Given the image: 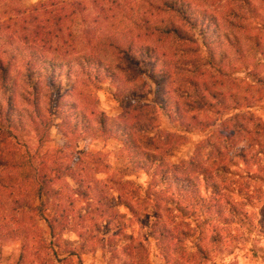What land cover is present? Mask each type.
Instances as JSON below:
<instances>
[{"label":"trees","instance_id":"1","mask_svg":"<svg viewBox=\"0 0 264 264\" xmlns=\"http://www.w3.org/2000/svg\"><path fill=\"white\" fill-rule=\"evenodd\" d=\"M131 1L47 0L26 6L0 0V251L6 242L22 240L16 264H83L82 255L93 251L109 254L110 261L120 255L131 260L122 264H150L143 234L163 264H214L211 249L222 243L220 228L246 215L211 170L193 162L171 165L166 152L141 144L152 146L160 137L154 125L158 112L189 133L205 132L242 107V97L221 89L240 68L221 46L231 45L242 56L239 38L233 42L222 30L223 20L186 0H153L133 16L127 12ZM239 2L238 24L230 25L255 21L262 33L264 15L249 0ZM153 37L172 41L176 54L146 44ZM146 65L155 86L152 105L133 88L127 94L132 102L127 99L122 114L111 118L88 98L102 80L140 73ZM256 79L264 88V78ZM242 117L237 113L221 125L233 121L247 134ZM53 126L67 140L121 142L129 153L125 174L98 180L109 168L99 153L81 152L63 164L61 152L43 151ZM240 158L259 165L264 153ZM137 172L149 176L146 188L125 180ZM27 215L42 222L45 232L29 230ZM70 234L76 242L65 240ZM191 240L194 252L187 245Z\"/></svg>","mask_w":264,"mask_h":264},{"label":"rangeland","instance_id":"2","mask_svg":"<svg viewBox=\"0 0 264 264\" xmlns=\"http://www.w3.org/2000/svg\"><path fill=\"white\" fill-rule=\"evenodd\" d=\"M41 1L47 0H22V3L28 6ZM152 1L132 0L127 12L129 15H136L139 10L147 7L148 2ZM186 1L196 7L213 12L215 16L223 20L222 30L232 35V41H235V36L239 38L240 42L237 43L242 46V56L237 57L235 47L231 45L224 44V46H221L226 51L225 54L228 59L236 62V66L240 67L232 75V80L227 81V84L221 89L238 94L243 98V105L205 132L192 130L186 133L178 123L171 122L165 115L158 112L154 125L157 131H160V137L156 138L154 133H150L149 136L154 137V145L148 146L145 142L141 144L144 149L155 153L166 152L165 161L171 165L188 167L189 163L193 162L195 165L211 170L222 180L223 185L227 186L228 190L232 192L225 193L230 202L236 204L238 210L246 214L242 215L241 220L233 221L234 223L227 228H220L222 243L219 248L211 249L212 263L264 264V158L259 161V165L254 161L246 165L240 158L242 153L249 158L253 157L254 154L264 153V88L257 83L256 79V76L264 78V29L260 33L256 29L257 23L255 21L239 23L242 24L241 28L240 25L237 27L230 25V22L238 24V21L234 18V12L240 10L239 0ZM249 1L264 15V0ZM159 16L161 17V15ZM145 42L157 50L169 53V55L176 54L174 50L177 46L172 44V41L161 42L158 37H153L146 39ZM148 70L149 66L146 65L141 67L140 73L130 71L120 74L114 80L104 79L100 82L98 89L91 90L88 98L96 99L98 110L111 118L119 117L122 114L121 104L126 103L127 99L132 102L131 97L127 94L133 88L143 95L145 94L146 101L144 103L152 105L151 103L155 100L152 95L155 86L146 76ZM201 78L210 80L207 73H203ZM118 94L126 100L121 101ZM75 98L80 103V92L75 94ZM237 113L244 114V117L240 118V122L247 128V134L240 130L242 126H236L233 121L227 123L225 127L221 125L222 121L229 120L231 116ZM250 136L258 138L260 143H254L250 140ZM30 143L35 148L36 141L31 139ZM43 151L61 152L60 158L63 164L74 162L81 152L102 154L109 168L107 173L96 176L98 180L112 176L119 177V173L120 175L125 174L124 169L128 166L129 153L123 148L121 142L113 139L91 140L89 138L78 141L67 140L62 137L56 126L52 127L49 142ZM221 168L224 169L220 170ZM125 180L146 188L149 183V176L143 172L130 173L125 177ZM65 182L73 188L70 179H66ZM60 185L63 184L60 183ZM244 196H249V199L244 200L242 198ZM23 218V222L29 230L34 233L45 232V225L37 221L35 216L27 215ZM141 223L144 224L145 219H142ZM138 231L139 228L136 226L135 232ZM144 232H147L146 228L143 229L142 233ZM140 236L148 245L150 264H163L153 241L146 239L145 234ZM65 240L76 242L77 238L75 235L70 234L65 236ZM208 240L209 237H206V242ZM22 242V240L6 242L0 251V264H16L22 250ZM194 242V240H191L187 244L191 248V252L195 250L193 248ZM208 246L212 248V245L208 244ZM142 257L145 258V255ZM26 258L29 262L34 259L29 256ZM60 258H65V256L61 255ZM81 259L83 264H122V261L131 262L124 255H120L117 261H110L109 254L102 257V254L97 251L82 255ZM59 264H65V262ZM73 264H77L75 260H73Z\"/></svg>","mask_w":264,"mask_h":264}]
</instances>
